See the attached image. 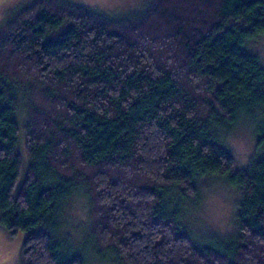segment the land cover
<instances>
[{
  "label": "trees",
  "instance_id": "obj_1",
  "mask_svg": "<svg viewBox=\"0 0 264 264\" xmlns=\"http://www.w3.org/2000/svg\"><path fill=\"white\" fill-rule=\"evenodd\" d=\"M24 0L0 19V224L21 264H264V0ZM254 122L243 166L226 142ZM22 122L20 131L19 122ZM221 174L234 230L197 238L182 199Z\"/></svg>",
  "mask_w": 264,
  "mask_h": 264
},
{
  "label": "rangeland",
  "instance_id": "obj_2",
  "mask_svg": "<svg viewBox=\"0 0 264 264\" xmlns=\"http://www.w3.org/2000/svg\"><path fill=\"white\" fill-rule=\"evenodd\" d=\"M24 0H0V19L12 8ZM84 1V0H80ZM90 4L96 1L103 2L112 10L121 9L133 0H86ZM247 49L257 53L264 62V33L246 41ZM20 131L22 122H19ZM254 122L247 118H241L237 124L227 133L226 142L236 156L237 166H243L254 148ZM201 196L199 201L182 199L175 194L181 203L187 207L186 218L189 221L192 233L200 239H211L234 230L233 207L239 198V191L231 185L221 174H211L200 183ZM67 214L69 222L67 231L85 253L86 264H110L99 260L93 243H82V238L89 232L88 207L84 197H74L68 204ZM25 238V232L19 230L9 234L0 224V264H21V248Z\"/></svg>",
  "mask_w": 264,
  "mask_h": 264
}]
</instances>
